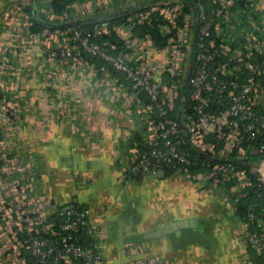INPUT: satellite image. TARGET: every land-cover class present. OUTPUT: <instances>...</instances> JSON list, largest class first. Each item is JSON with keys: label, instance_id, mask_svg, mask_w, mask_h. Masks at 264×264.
Instances as JSON below:
<instances>
[{"label": "built area", "instance_id": "obj_1", "mask_svg": "<svg viewBox=\"0 0 264 264\" xmlns=\"http://www.w3.org/2000/svg\"><path fill=\"white\" fill-rule=\"evenodd\" d=\"M202 1L196 0L197 16L185 11L182 0L176 4L158 0L150 9L130 14L127 23L102 20L88 28L74 23L79 18V12H74V25L60 29L55 45L46 41L40 60L48 78L47 88L51 87L52 78L63 75L66 68L86 67L92 83L105 91L103 98L117 107L123 105V111L133 114L134 127L125 137L123 181L140 183L167 164L175 167L177 175L216 190L236 207L248 187L256 185L264 195V80H260L264 79V59L260 63L255 60L257 54L264 57V39L261 27L247 31L241 22L253 6L245 0H211L219 4L211 16ZM24 9L20 18L26 19L28 25L30 15ZM153 12L166 20L164 46L156 45L150 34L141 37L133 31L137 24L150 21ZM103 35H116L124 42V48L112 44L110 47L116 52L111 53L108 43L95 41ZM12 44L9 41L7 46ZM152 52L160 59L151 58ZM84 53L99 56L107 63L98 69ZM31 66L29 63L27 68L30 70ZM4 68L1 63L0 92L4 90ZM113 69L123 78L116 76ZM161 71L167 75H161ZM47 91L53 95L52 90ZM184 91L189 105L182 108L180 117H173L171 112ZM1 116L0 113V120ZM184 138L209 156V160H201L208 170H191V166L201 162L182 149ZM2 141L0 135V144ZM234 150L241 159H260L246 162L247 167L243 168L231 160L211 163ZM12 162L8 152L0 151V165ZM228 181L233 182L229 188ZM29 183L23 190L25 195L17 191L19 200L11 207L18 232L26 236L36 264H109L101 249L103 229L91 223V208L80 202L56 206L50 199L34 195L33 184ZM249 217L254 221L256 215L250 213ZM80 231H84V238L72 240L71 236ZM86 240L88 244H82ZM243 240L264 257L262 231L250 230L248 225ZM140 250L138 244L127 243L125 254ZM23 260L18 263L10 257H0V264H25L26 258ZM123 264L165 262L147 257Z\"/></svg>", "mask_w": 264, "mask_h": 264}, {"label": "crops", "instance_id": "obj_2", "mask_svg": "<svg viewBox=\"0 0 264 264\" xmlns=\"http://www.w3.org/2000/svg\"><path fill=\"white\" fill-rule=\"evenodd\" d=\"M51 1L0 0V64L5 66L0 151L13 159L0 165V257L24 262L11 204L31 181L33 194L56 206L80 202L91 208V223L103 229L101 249L109 264L147 257L165 264H256L243 240L249 223L221 193L166 173L140 183L121 179L125 137L135 119L123 105L103 98L105 91L92 83L86 67L66 68L47 88L41 48L46 41L55 45L60 29L31 32L27 7H34L35 17L72 21L77 11L78 19L94 18L155 0H83L62 14L51 12ZM245 1L253 6L241 22L247 31L261 27L264 39V0ZM23 9L30 15L28 25L20 18ZM153 53L151 58L160 59ZM261 225L264 234V221ZM131 242L141 250L127 255Z\"/></svg>", "mask_w": 264, "mask_h": 264}, {"label": "trees", "instance_id": "obj_3", "mask_svg": "<svg viewBox=\"0 0 264 264\" xmlns=\"http://www.w3.org/2000/svg\"><path fill=\"white\" fill-rule=\"evenodd\" d=\"M83 0H52L51 1V12L54 14H62L66 10L69 9V6L71 4H77ZM158 1V0H157ZM185 3V11L186 12H191L193 15H198L199 9L196 5V0H182ZM156 2V0L154 1ZM245 1H241V4H243ZM203 6L205 11L208 13L209 16L212 14L213 9H217L219 7L218 3H215L211 0H203L202 1ZM153 5V1L151 3H139L137 5H134L130 8L125 9V11H119L116 13H112L110 15H105V14H98L96 17L92 18H86L84 19L83 23L80 24L81 27L83 28H88L92 27L95 23L102 21V20H107L113 23L117 24H122V23H127V18L130 14H132L135 11H146L151 8ZM26 10L31 14V26H30V31L33 33L41 32L44 29H65L69 27V25H74V23L71 21H61L59 19L55 20H50L46 17H35L34 16V7H27ZM159 13L158 12H153L151 15V20L150 21H145L144 24H137L134 28L133 31L138 34L139 36L143 37L146 34H150L158 46H164L166 44L167 37L163 35L164 31V24L166 23V20L163 18H158ZM76 24V23H75ZM224 28L227 27V25H223ZM95 41L98 43H108L107 47L111 51V53H115L116 50L111 49V45L115 44L118 49L124 48V42L117 37L116 35H103L101 37L95 38ZM85 58L94 63L96 67L99 69L102 66H104L107 62L102 59L99 56H94L89 53H84ZM264 57L262 55H256L255 60L260 63ZM113 73L116 76H120L123 78V74L119 73L117 70L113 69ZM264 77V76H263ZM260 80L263 81L264 79L260 77ZM264 82V81H263ZM189 104L187 102V95L184 91L183 95H181L180 99L177 101V107L176 109L171 112V115L173 117H180V111H182L183 107H187ZM184 109V108H183ZM192 108L189 106L188 111H191ZM1 135V132H0ZM2 137V136H1ZM182 149L186 151L191 158H194L201 162V160H209V156L205 153L200 152L196 147L191 145L187 139L184 138V142L181 145ZM237 151L234 150L229 156H223L220 157L218 160H212L211 163H214L215 161L217 162H226L228 160H231L234 162L237 167L243 168L247 167L246 162L250 163H256L260 157L259 156H252L249 159H241V157L237 156ZM211 160V159H210ZM175 167H172L171 165L164 164L163 169L165 170V173L167 175H177L176 171L174 169ZM209 167L205 164L203 165L202 162L198 165L191 166V170L193 172H199V171H205L208 170ZM256 181V180H255ZM192 182V181H191ZM194 183V182H192ZM227 187L229 188L233 182L228 181ZM195 184V183H194ZM247 193L244 197L240 199V202L236 205V214L243 220L244 222L249 223V229L250 230H256L258 232L262 231V225L261 223L264 221V195L261 194L260 188L255 186L248 187ZM78 203V202H76ZM75 204V203H74ZM250 213H254L256 215V218L254 221H251L249 215ZM59 215L58 213L54 214ZM59 219V218H57ZM84 231H80V233H74L71 236L72 240H76L83 235ZM87 234V239H90L88 232L86 231ZM21 238L24 240V250H23V255L26 258V263L25 264H36V259L31 253L30 245L29 243L25 242L26 236L21 233ZM82 239L84 238L83 236L81 237ZM92 240V239H91ZM89 240H86L82 244L86 245L88 244ZM248 252H249V257L250 259L255 262L256 264H264V257L262 255H259L251 246H248Z\"/></svg>", "mask_w": 264, "mask_h": 264}, {"label": "water", "instance_id": "obj_4", "mask_svg": "<svg viewBox=\"0 0 264 264\" xmlns=\"http://www.w3.org/2000/svg\"><path fill=\"white\" fill-rule=\"evenodd\" d=\"M83 21H84V19H77L76 21H75V23H76V25H80L81 23H83ZM151 175H153V176H158V177H163L164 175H165V170L164 169H161V170H159L157 173H155V174H151ZM180 224V223H179ZM197 221L196 220H193V221H191V225L192 226H197ZM172 226H177V223H174ZM179 233V232H178Z\"/></svg>", "mask_w": 264, "mask_h": 264}]
</instances>
